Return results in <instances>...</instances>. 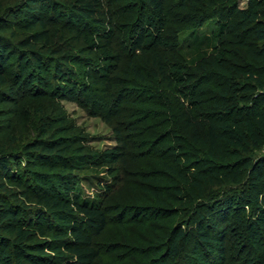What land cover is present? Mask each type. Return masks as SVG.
Listing matches in <instances>:
<instances>
[{
	"label": "trees",
	"instance_id": "16d2710c",
	"mask_svg": "<svg viewBox=\"0 0 264 264\" xmlns=\"http://www.w3.org/2000/svg\"><path fill=\"white\" fill-rule=\"evenodd\" d=\"M168 1L140 0L139 13L129 31L133 56L174 45L165 32L169 22ZM186 2L183 0L182 4ZM105 5V0H72L68 5L86 28L104 31L94 36L77 28L85 38L81 50L95 51L100 60L97 67L86 68L81 81L76 83L84 94H92L91 87L102 82L100 76L107 77L118 68L119 56L113 48V14ZM17 6L24 12V25L30 33L17 41L9 39L8 14L0 12V94L8 87L13 95L15 86L35 97L46 95L51 86L53 90L64 88L74 92L77 86L71 76V63L75 62L76 53L67 50L63 34L49 29L45 3L21 0ZM207 12L193 19L201 27L207 18H216L218 39L242 27L239 44L245 47L248 61L231 68L237 79L212 109H200V99H190V106L183 113L192 141L204 150L203 157L193 160L188 181L192 190L201 189L209 195V199L197 195L194 235L205 251L223 264L230 220H233L256 248L258 255L253 262L264 264V152L261 151L264 149V0H247L245 7H240L238 0H218ZM211 39L202 37L200 44ZM212 47L215 59L221 61L224 54H220L216 43ZM11 53L17 54L16 62ZM236 56L237 60L239 56ZM173 72L180 74V84L185 82L180 70ZM135 74L139 77L143 73L135 67ZM121 91L122 101L128 92ZM26 148L21 155L16 151H0V264H94L100 256L94 234L110 224L113 206L107 199L121 181L116 165L120 152L107 151L112 157L104 168L105 175H80L81 186H78L77 171L86 167V158L69 155L63 138L38 139ZM32 155L58 158L63 164L40 163L49 172L33 171L36 182L28 183L20 172L18 160L24 156L29 161ZM87 162L92 161L87 159ZM171 171L185 177L179 169ZM84 182L95 190L83 189ZM211 184L219 188L211 192L204 190ZM138 213L132 221L141 220L142 212ZM187 237V230L181 229L172 245L174 253L178 251L179 241ZM197 254L200 264H209L204 254Z\"/></svg>",
	"mask_w": 264,
	"mask_h": 264
},
{
	"label": "rangeland",
	"instance_id": "374dc122",
	"mask_svg": "<svg viewBox=\"0 0 264 264\" xmlns=\"http://www.w3.org/2000/svg\"><path fill=\"white\" fill-rule=\"evenodd\" d=\"M20 1L0 0V12L8 14L7 35L12 41L30 33L24 25V12L17 6ZM71 1L42 0V3L49 29L63 34L67 50L76 53L71 76L77 87L70 93L64 88L53 90L51 86L41 97L17 86L11 95L10 89L4 87L0 94V151H16L21 155L38 139L63 138L69 155L86 158V167L77 171L78 186L80 175H105L104 168L112 157L107 151L120 152L116 165L121 181L107 199L113 206L110 224L94 234L100 251L94 264H200L197 253L204 254L209 264H221L194 235L197 195L200 199L209 195L201 189L192 190L188 181L193 160L203 157L204 150L192 141L183 113L190 106V99H200V109H212L237 79L232 69L248 61L245 47L239 44L242 27L218 39L216 18H207L201 27L193 19L209 13L218 0H187L185 5L183 0H169L165 32L174 45L133 56L129 31L139 13L140 0H105L106 9L113 14V48L119 56L118 68L107 77L100 76L102 82L91 87L92 94H84L76 83L81 81L86 68L97 67L100 60L95 51L81 50L85 38L77 28L94 36L103 30L81 24L68 9ZM238 4L245 7L247 0H238ZM207 36L212 41L200 44L202 37ZM214 43L224 54L221 61L214 57ZM11 55L16 62L17 54ZM135 67L142 76H136ZM176 69L185 78L182 84L180 74L173 72ZM121 90L128 92L122 101ZM57 159L32 155L26 161L23 156L18 165L24 179L33 184L36 182L33 171L49 172L40 163L60 165L62 162ZM173 168L182 171L185 177L173 173ZM218 188L219 185L211 184L204 190L211 192ZM83 189L94 191L95 187L84 182ZM138 212H142L141 220L132 221ZM230 223L223 264H258L253 262L258 255L256 248L246 240L240 224L233 220ZM181 229L187 230L188 237L179 241L174 253L172 245Z\"/></svg>",
	"mask_w": 264,
	"mask_h": 264
}]
</instances>
